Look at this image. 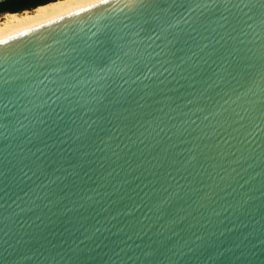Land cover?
<instances>
[{
    "label": "water",
    "instance_id": "1",
    "mask_svg": "<svg viewBox=\"0 0 264 264\" xmlns=\"http://www.w3.org/2000/svg\"><path fill=\"white\" fill-rule=\"evenodd\" d=\"M0 264H264V0L1 42Z\"/></svg>",
    "mask_w": 264,
    "mask_h": 264
},
{
    "label": "bare ground",
    "instance_id": "2",
    "mask_svg": "<svg viewBox=\"0 0 264 264\" xmlns=\"http://www.w3.org/2000/svg\"><path fill=\"white\" fill-rule=\"evenodd\" d=\"M108 0H54L32 10L0 17V43Z\"/></svg>",
    "mask_w": 264,
    "mask_h": 264
},
{
    "label": "flooded vegetation",
    "instance_id": "3",
    "mask_svg": "<svg viewBox=\"0 0 264 264\" xmlns=\"http://www.w3.org/2000/svg\"><path fill=\"white\" fill-rule=\"evenodd\" d=\"M51 0H32L28 5L22 6L20 3L10 2V0H0V16L13 13L14 9H34L35 6L45 4ZM3 4V5H2Z\"/></svg>",
    "mask_w": 264,
    "mask_h": 264
},
{
    "label": "trees",
    "instance_id": "4",
    "mask_svg": "<svg viewBox=\"0 0 264 264\" xmlns=\"http://www.w3.org/2000/svg\"><path fill=\"white\" fill-rule=\"evenodd\" d=\"M32 0H10V2H16V3H20L22 6H26L28 5ZM3 5V4H2ZM1 6V5H0ZM37 7V6H35ZM34 7V8H35ZM23 10H30V9H14L13 12H22Z\"/></svg>",
    "mask_w": 264,
    "mask_h": 264
},
{
    "label": "rangeland",
    "instance_id": "5",
    "mask_svg": "<svg viewBox=\"0 0 264 264\" xmlns=\"http://www.w3.org/2000/svg\"><path fill=\"white\" fill-rule=\"evenodd\" d=\"M29 11H30V10H29ZM4 15H5V14H4ZM4 15H3V16H4ZM0 17H2V16H0Z\"/></svg>",
    "mask_w": 264,
    "mask_h": 264
}]
</instances>
